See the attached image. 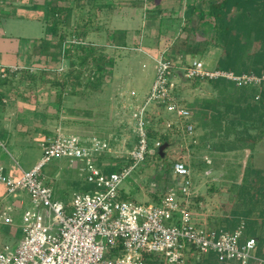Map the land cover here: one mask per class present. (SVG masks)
<instances>
[{
	"label": "built area",
	"instance_id": "1",
	"mask_svg": "<svg viewBox=\"0 0 264 264\" xmlns=\"http://www.w3.org/2000/svg\"><path fill=\"white\" fill-rule=\"evenodd\" d=\"M89 44L74 33L63 49L74 51ZM25 68L0 65V76ZM173 72L174 63L162 53L150 90L145 95L130 92L128 108L135 138L131 150L125 151V144L118 146L107 137L67 133L57 127L53 136L40 143L42 156L32 168L14 177L4 174L0 166V183L7 194L18 196L24 190L31 202L23 212L18 244L0 245V264H200L211 255L219 264H264L258 238L246 235L243 223L229 228L196 220L194 181L184 159L174 162L173 182L158 198L137 201L125 196L123 184L137 167L147 158L164 155L163 135L177 129L195 137L194 111L180 100ZM183 74L191 80L222 79L256 88L257 99L264 84V72L208 68L198 59L187 61ZM109 155L120 158V163L101 164ZM61 157L80 163L87 184L84 190H75L68 203L54 198L42 170L47 162ZM109 165L116 169L105 171ZM11 211L3 207L0 222H11Z\"/></svg>",
	"mask_w": 264,
	"mask_h": 264
},
{
	"label": "rangeland",
	"instance_id": "2",
	"mask_svg": "<svg viewBox=\"0 0 264 264\" xmlns=\"http://www.w3.org/2000/svg\"><path fill=\"white\" fill-rule=\"evenodd\" d=\"M221 1H206L205 4L214 5ZM213 21V18H208L205 23L210 22L212 25ZM224 27L225 25L202 29L177 28L181 34L189 33L194 37L191 40L196 41L195 44L183 46L182 49L191 55V59L197 57L202 60L209 48L217 47L220 49L218 53L205 58V64L208 68L218 67L219 57L229 55L225 47L228 36H220L219 30L216 29ZM61 29L67 31L64 34L69 38L76 32H82L84 28ZM110 30L112 33L108 35L106 45H97L101 48L100 53L106 56L107 63L103 69L95 64L93 58L96 57L93 56L84 66L81 65L79 56L72 60L75 65L71 62L59 66L23 65L26 68L20 72L0 76V107L9 104L13 108L12 113L16 110L28 112L29 117H32V111H28L32 110L31 106L49 107L52 111L49 114L48 120L51 121L46 130L47 134L53 136L58 125H62V130L67 133L94 131L111 139L112 143L118 146L125 144V151L131 150L135 138L132 135L133 122L130 119L128 99L130 92L137 89L132 88L129 78L124 77L126 67L132 68L124 65V62L128 58L139 59L142 52L140 46L118 47L120 45L111 43L115 30ZM178 37L181 38L180 35ZM85 39L96 44L90 38ZM168 39L174 40L170 37ZM249 44L251 53H254L263 45V41L254 36ZM66 52L68 53L67 50ZM186 62L187 59L181 57L180 62L174 64L172 80L178 87L182 103L194 111L192 120L196 125L195 137H186L177 129L169 131L171 133L168 136L163 135V138L166 137L162 139L166 149L164 157L147 158L133 175L125 180L124 191H134L138 197V200L135 199L137 201H152L158 198L173 182L174 162L184 159L190 164L194 181L196 197L193 211L196 220L229 228L243 223L246 235L258 238V253L264 256V107H261V115L255 113V118H245L241 115L242 110L246 109L248 104H258L254 102L257 98L254 100L249 97L255 92L245 90L248 97V100H245L241 98L242 91L239 86L222 84L214 87L206 80L187 79L183 74ZM79 70L83 72H78ZM93 76H97L96 80ZM87 78H92V81ZM98 78H101V81H97ZM263 87L264 84L261 91ZM60 94L67 100L65 108L74 106L70 101L71 96H78L75 98L79 100L82 108L91 112L84 115L88 121L85 120V123H91V127L76 128V121L64 117L61 115L63 111L57 112L50 106L51 103L60 101ZM119 114L125 115L122 123H118ZM105 116L112 121L108 120L106 123ZM152 117H155V113ZM262 136L263 139L258 141ZM37 151L38 149H34L32 154L36 155ZM60 160L56 158L47 162L43 166V173L52 175L59 168ZM120 161V158L109 155L101 160V164ZM70 169L75 179H82L75 163ZM84 185L87 187L86 183ZM200 264L219 263L210 259Z\"/></svg>",
	"mask_w": 264,
	"mask_h": 264
},
{
	"label": "crops",
	"instance_id": "3",
	"mask_svg": "<svg viewBox=\"0 0 264 264\" xmlns=\"http://www.w3.org/2000/svg\"><path fill=\"white\" fill-rule=\"evenodd\" d=\"M206 1L216 2V0H0V65L3 68L12 65L59 66L72 62L76 59V54L64 52V43L58 34L67 31L61 28H84V37L96 42L91 44L99 49L101 48L97 45H106L107 37L112 33L110 29H114L111 43L120 45L118 47H141L139 59L128 58L124 62V65L132 66L126 67L124 77L129 78L132 88L145 95L151 88L156 75L157 59L162 53L174 64H178L181 57L187 61L201 60L197 57L191 59V55L185 53L183 46L189 47L196 41L191 40L194 37L189 33L181 34L177 28L202 29L219 26L212 13L215 3L206 6ZM208 18H213L212 25L210 22L205 23ZM169 37L174 40L168 41ZM219 50L217 47L209 48L202 61L206 63L205 58H209L211 54L215 55ZM101 78L97 81H101ZM59 97L60 101L51 103V107L53 106L57 112L63 111L61 115L76 121V128L92 126L91 123H85V120L88 121L84 116L91 112L82 108L79 100L75 98L77 95L70 97L71 104L74 103L71 108H65L67 100L64 99V95L60 94ZM12 109L9 104L0 107L2 143L0 166H3L4 174L18 177L23 170L32 168L39 161L42 156L40 143L52 136L46 131L51 121L48 119L52 108L31 106L32 110L28 111H32V117H29L28 112L26 114L19 110L12 113ZM118 116V123L124 122L125 115ZM105 120L106 123L112 121L107 116ZM58 127L63 128L62 125ZM76 134L100 135L94 131ZM34 149H38L36 155L32 154ZM57 159H61L59 168L52 175H46L53 187L54 198L68 203L75 190L86 186L83 179L73 177L70 169L73 163L69 158ZM74 163L80 172V163ZM110 166L113 165L106 167ZM125 196L138 198L134 191L127 192ZM5 206L12 208L10 213L12 220L8 224L0 222V245L16 246L22 237L23 212L31 206L30 197L24 190L19 191L18 196L7 194L6 186L0 183V213Z\"/></svg>",
	"mask_w": 264,
	"mask_h": 264
},
{
	"label": "trees",
	"instance_id": "4",
	"mask_svg": "<svg viewBox=\"0 0 264 264\" xmlns=\"http://www.w3.org/2000/svg\"><path fill=\"white\" fill-rule=\"evenodd\" d=\"M216 24L225 25L224 28H216L219 30L220 36H228L225 40V47L229 53L228 56H222L219 59V66L223 69L233 70L237 73L256 72L260 74L264 70V0H222L213 6L212 10ZM232 13V14H231ZM77 36L84 37L85 32H76ZM257 37L263 41V45L254 53L250 51V41L253 37ZM60 39L65 43L67 41L66 34L60 33ZM68 53L76 54V58L80 57L81 65L84 66L91 58L100 69H103L107 63L106 56L102 55L100 49L91 43L88 46H78L76 49L67 50ZM96 53H100L95 55ZM72 63V62H71ZM72 65H75L73 62ZM78 72H83L79 70ZM95 79V77L93 76ZM92 81V78H87ZM214 87L219 85H234L225 80L209 81ZM236 86V85H234ZM241 88V98L247 99L246 91L251 90L255 94L249 95L256 100L257 90L250 86H239ZM246 90V91H245ZM258 103L248 104L247 108L242 110V116L245 118H255L254 114L261 115V107H264V87L260 97L254 101ZM264 113V112H263ZM166 138V137H165ZM263 139L259 137L258 141ZM257 141V142H258ZM116 169L115 166L105 167L104 170L111 172ZM215 259L213 255L205 258V261ZM203 260V261H204ZM216 261V259H215Z\"/></svg>",
	"mask_w": 264,
	"mask_h": 264
}]
</instances>
